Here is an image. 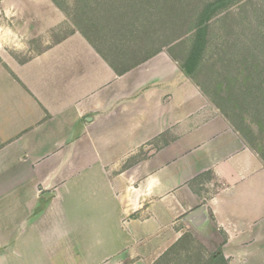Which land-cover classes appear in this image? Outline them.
<instances>
[{"label": "crops", "instance_id": "crops-1", "mask_svg": "<svg viewBox=\"0 0 264 264\" xmlns=\"http://www.w3.org/2000/svg\"><path fill=\"white\" fill-rule=\"evenodd\" d=\"M201 204L227 264L264 239V162L166 52L118 73L75 30L0 65V264H155Z\"/></svg>", "mask_w": 264, "mask_h": 264}, {"label": "rangeland", "instance_id": "rangeland-1", "mask_svg": "<svg viewBox=\"0 0 264 264\" xmlns=\"http://www.w3.org/2000/svg\"><path fill=\"white\" fill-rule=\"evenodd\" d=\"M64 2L69 11L66 4H71L72 0ZM261 24L264 25V0H241L212 19L205 35L206 47L191 79L233 128L239 130L244 141L256 152L257 148H261V154H264V74L259 78L255 74L253 78L247 76L258 67L264 72ZM77 29L71 17L52 0H0V65L11 59L24 62ZM174 34L158 29L151 40L122 39L112 34L106 38L96 37L95 40L107 57L121 67L125 52L130 55L135 50L133 59H141ZM191 38L192 33H189L159 52L183 58ZM129 42L135 43V48L130 47L132 43ZM258 155L264 162V158ZM196 181L198 189L205 193L216 187L208 174ZM199 182L202 183L199 185ZM213 226L206 232H186L182 240L155 264H208L225 238ZM243 245L239 264H264V239L255 241L253 237L244 241ZM257 253L258 256H255Z\"/></svg>", "mask_w": 264, "mask_h": 264}, {"label": "trees", "instance_id": "trees-1", "mask_svg": "<svg viewBox=\"0 0 264 264\" xmlns=\"http://www.w3.org/2000/svg\"><path fill=\"white\" fill-rule=\"evenodd\" d=\"M239 1L241 0H72L71 4H66L69 7L68 11L64 7V0H52L59 9L71 17L77 30L118 73L127 71L159 52L163 47L192 33L185 56L179 58L171 54L190 77L200 64V56L206 47L205 35L209 23ZM228 13L231 12L228 11ZM260 26H262L260 32L264 34V25ZM158 29L164 33L172 31L175 34L165 39L159 48L141 59H133L136 54L135 50L130 52V55L125 52L121 67L107 57L106 52L98 46L95 40L96 37L106 38L108 34L122 39L151 40L158 33ZM130 47L135 48V43H132ZM257 69H252L255 72L250 71L247 76L253 78L255 74L259 78L264 74L259 67ZM259 89L262 88L259 86ZM235 130L239 133L238 129ZM261 151V148H257V153L264 158ZM208 264L227 263L221 252H217L211 255Z\"/></svg>", "mask_w": 264, "mask_h": 264}, {"label": "water", "instance_id": "water-1", "mask_svg": "<svg viewBox=\"0 0 264 264\" xmlns=\"http://www.w3.org/2000/svg\"><path fill=\"white\" fill-rule=\"evenodd\" d=\"M182 221L186 223L188 227L198 232H206L210 228V217L205 204H201L187 212L182 217Z\"/></svg>", "mask_w": 264, "mask_h": 264}]
</instances>
